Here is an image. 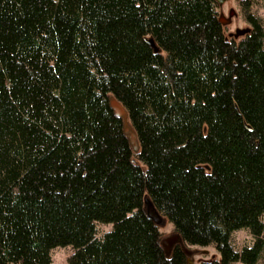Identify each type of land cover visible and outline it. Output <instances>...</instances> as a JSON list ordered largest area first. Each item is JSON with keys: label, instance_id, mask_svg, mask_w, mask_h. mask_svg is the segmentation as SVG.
I'll use <instances>...</instances> for the list:
<instances>
[{"label": "trees", "instance_id": "trees-1", "mask_svg": "<svg viewBox=\"0 0 264 264\" xmlns=\"http://www.w3.org/2000/svg\"><path fill=\"white\" fill-rule=\"evenodd\" d=\"M228 37L216 0H0V264H206L264 255V22ZM152 38L155 51L147 42ZM113 95L136 131L134 153ZM98 223L111 227L98 234ZM247 229L237 249L232 232Z\"/></svg>", "mask_w": 264, "mask_h": 264}, {"label": "rangeland", "instance_id": "rangeland-1", "mask_svg": "<svg viewBox=\"0 0 264 264\" xmlns=\"http://www.w3.org/2000/svg\"><path fill=\"white\" fill-rule=\"evenodd\" d=\"M233 7L237 11V16L232 18V21L225 25V33L228 36L230 32H234L236 28H242L249 26V24L243 19L239 6L238 0H226L221 7L218 8L227 15L228 9ZM253 11L258 14L264 22V0H254ZM232 37V36H231ZM234 38V37H232ZM98 234L103 233L111 227V224L98 223L96 225ZM161 231V238L172 235L175 230L172 224L166 220L159 226ZM253 241V236L247 229H237L232 232V242L237 249H240L244 245H250ZM190 248L194 250L193 262L194 264H206L207 262L213 261L219 258V253L213 245H190ZM73 248L70 245L56 246L51 250V262L50 264H68L69 256L71 255ZM235 264H241L237 262ZM258 264H264V255L262 260Z\"/></svg>", "mask_w": 264, "mask_h": 264}, {"label": "water", "instance_id": "water-1", "mask_svg": "<svg viewBox=\"0 0 264 264\" xmlns=\"http://www.w3.org/2000/svg\"><path fill=\"white\" fill-rule=\"evenodd\" d=\"M226 0H216L219 7L222 6V4ZM237 11L235 8L230 7L228 9L227 15H225L222 11H219L218 13V21L223 25H227L232 21V18L237 16ZM250 30L249 26L242 27V28H236L234 32H230L227 36L228 37H234L238 38L243 36L245 33H247ZM147 42L150 44V46L153 47L155 51L159 50V47L155 44L154 40L152 38H148ZM109 104L112 108L114 114L118 117H120L123 121V129L124 132L129 140L130 146L132 148V151L134 153H137L139 151V142L137 139V134L135 129L133 128L132 124L129 121V116L126 108L122 105V103L116 99L115 96L110 95L109 96ZM144 210L149 219H151L157 226H160L163 224L167 219L164 217L155 207L154 203L150 199L149 196H144ZM161 244L166 252V254H171L174 246L178 245L181 250L186 255V264H194L193 262V256H194V250L190 248V245H188L179 232L175 231L172 235L167 236L165 238H161Z\"/></svg>", "mask_w": 264, "mask_h": 264}]
</instances>
